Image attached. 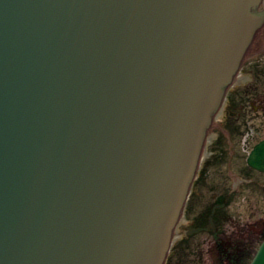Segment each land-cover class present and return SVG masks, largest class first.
I'll list each match as a JSON object with an SVG mask.
<instances>
[{"label": "water", "instance_id": "water-1", "mask_svg": "<svg viewBox=\"0 0 264 264\" xmlns=\"http://www.w3.org/2000/svg\"><path fill=\"white\" fill-rule=\"evenodd\" d=\"M259 1L0 0V264H163Z\"/></svg>", "mask_w": 264, "mask_h": 264}, {"label": "rangeland", "instance_id": "rangeland-1", "mask_svg": "<svg viewBox=\"0 0 264 264\" xmlns=\"http://www.w3.org/2000/svg\"><path fill=\"white\" fill-rule=\"evenodd\" d=\"M262 5L263 2L260 6ZM228 116L230 124L239 126V121L234 122L235 116ZM219 118L220 116L215 114L213 121L219 120ZM246 125L249 126L250 132L252 130L255 132L258 128V131H256L257 137L263 136L264 114L261 111L255 113L251 118H248ZM217 133L220 135L219 139L223 140L222 132L217 131ZM207 136L199 158L201 169H196L193 183L185 200L184 209L180 215V220L177 222L181 225L174 228V234L163 264H224L227 261L237 262L241 257L244 256L243 258H245L250 253L235 252L231 249L229 243L235 241L250 243L253 237H255V241L257 238L260 239V242L263 237L261 235L257 236L256 232L264 228V224L259 219L260 215L264 214V200L255 196H264V172L249 173L247 169H236L246 167L244 165L246 151L242 158H237L236 154L234 156L226 154L215 157L210 156L204 160V147L208 140ZM232 136L237 140L238 145L237 131ZM244 143L242 138L240 145L243 146ZM212 146L211 143L210 147ZM246 148L248 149V147ZM224 166H230L232 169H224ZM239 172H248L243 177H254V181H245L246 178H243L241 184H239L248 198L244 194L239 196L237 191L231 188V182L235 184V181H237L235 173L239 175ZM222 180L226 183L225 188ZM223 197L228 198L227 204L222 210H219V213L223 211L222 216L226 220H213L214 226L211 225V228L207 230L203 225L207 223V217L213 214L214 207L211 210L209 209L215 200H222ZM188 226L190 227L189 233L187 232L189 230ZM226 241H228V244L225 243ZM217 242L220 243L219 246ZM255 245H252L249 251H253Z\"/></svg>", "mask_w": 264, "mask_h": 264}, {"label": "flooded vegetation", "instance_id": "flooded-vegetation-1", "mask_svg": "<svg viewBox=\"0 0 264 264\" xmlns=\"http://www.w3.org/2000/svg\"><path fill=\"white\" fill-rule=\"evenodd\" d=\"M261 7L264 8V2ZM259 111L264 114V50L242 61L239 68L237 69L236 74L230 84V87H228L226 90L224 99L218 111V115L220 116V118L219 120L217 119L216 121H213L212 124L209 126V130L207 133L208 140L204 147V160H206L210 156L215 157L217 155L222 156L226 154L231 156H234V154H236L237 158H242L243 154L246 151L247 153L246 155H244V165L246 167H238L236 169H247L249 173L256 171L264 172V170H259L258 168L248 164L247 162V155L250 150L257 142L264 139V135L257 137L258 135L256 134V131H258V128L255 132H253V130L252 132H250L249 126L246 125V121L248 120V118H251L255 113ZM228 115L235 116L234 122L239 121V126L235 124H230ZM217 131L222 132L224 136L223 140L219 139L220 135H218ZM236 131L238 135V145L237 140L234 139V137L232 136V134ZM242 138L245 142L243 146L240 145V141ZM251 141L252 143H250ZM211 143L213 144L212 147H210ZM246 147H248V149ZM224 167V169H232L230 166ZM198 169H201L200 165ZM248 169H250L251 171ZM248 172H239V175L235 173L237 181H235V184L231 182L232 190H236L239 196L244 194L246 198H248V196L246 193H243V189L239 184H241L243 178H246L245 181H254L253 176L243 177V175L247 174ZM222 182L225 188L226 183L223 180ZM225 194L228 195L227 193ZM255 197H259L264 200L263 195H256ZM227 199V197H223L222 200H215V202L209 209L211 210L214 207L212 220H226L225 217L222 216L224 212L221 211L222 213H219V210H222L223 207L227 204ZM209 218L210 215L207 217V223L203 225L204 227H207V230L211 228ZM259 219L264 224V214L260 215ZM256 234L257 236H263L264 228H262V230L260 231L258 230ZM252 239L253 240L250 243L235 241L234 243H229V246L235 252H245V250L248 251L250 247L255 243V237H253ZM225 243L228 244V241H226ZM217 245L219 246L220 243L217 242Z\"/></svg>", "mask_w": 264, "mask_h": 264}, {"label": "bare ground", "instance_id": "bare-ground-1", "mask_svg": "<svg viewBox=\"0 0 264 264\" xmlns=\"http://www.w3.org/2000/svg\"><path fill=\"white\" fill-rule=\"evenodd\" d=\"M239 67V66H238ZM238 69V68H237ZM237 69H236V71H237ZM236 71H235V73H236ZM171 237H172V234L170 235V237H169V242H171Z\"/></svg>", "mask_w": 264, "mask_h": 264}, {"label": "trees", "instance_id": "trees-1", "mask_svg": "<svg viewBox=\"0 0 264 264\" xmlns=\"http://www.w3.org/2000/svg\"><path fill=\"white\" fill-rule=\"evenodd\" d=\"M245 260H246V257H245V258H242V262H243V263L245 262Z\"/></svg>", "mask_w": 264, "mask_h": 264}]
</instances>
